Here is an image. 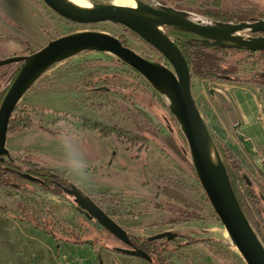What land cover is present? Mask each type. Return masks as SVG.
<instances>
[{
    "label": "rangeland",
    "instance_id": "rangeland-1",
    "mask_svg": "<svg viewBox=\"0 0 264 264\" xmlns=\"http://www.w3.org/2000/svg\"><path fill=\"white\" fill-rule=\"evenodd\" d=\"M141 1L161 9L170 7L177 10L178 5L188 9L207 6L230 16L246 13L253 20L264 19V0ZM179 12L204 24L219 23L210 17ZM162 29L168 31L164 27ZM81 31L109 33L125 40L127 46L143 57L170 65L156 48L120 24L75 23L58 15L43 0H0V60L32 55L52 39ZM240 34L247 37L251 32L245 30ZM227 61L235 67L237 74L258 81L239 84L253 90L264 119V84L259 85L263 81L264 54L234 51ZM18 66L19 62L0 65V93ZM192 87L214 136L226 143L245 166L242 176L248 175L252 185L244 178L245 184L260 191L258 185L264 186V176L244 150L232 127L239 119L231 96L235 90L233 83L192 74ZM211 87L216 89L213 95ZM16 108L25 109L37 122L41 121L62 133L58 137L50 132L30 129L8 135L11 156L16 158L17 167L26 168L24 172L31 165L65 171L68 151L79 150L88 165L87 182L81 184L69 176L76 185L96 194L103 209L127 231L144 237L178 232L186 240L208 239L195 242L181 252L170 251L167 255L172 262L247 264L201 184L189 144L171 112L169 99L116 55L83 51L57 62L37 79ZM223 109L227 111L230 122ZM56 120H62V123H55ZM96 123L106 130L121 127L131 132L132 137L141 135L145 137L144 143H131L127 149V144L119 142L115 134L101 137L93 129ZM240 129L250 136L258 133L259 128L242 125ZM14 182L13 186H0V262L10 259L14 248V260L19 264H34L31 261L46 255L45 251L47 255L54 254L62 264H99L97 254L103 264H149L140 257L114 251V247H123L122 242L80 211L74 197L57 195L26 178L17 177ZM161 187H167L186 204L198 208L206 219L192 218L170 224L169 221L176 217L177 212L184 210L186 204L160 194ZM19 202H25L51 233L22 221ZM158 204L162 208H158ZM252 219L256 221L254 217ZM60 237L94 242L75 244ZM57 243L62 251H58Z\"/></svg>",
    "mask_w": 264,
    "mask_h": 264
},
{
    "label": "water",
    "instance_id": "water-1",
    "mask_svg": "<svg viewBox=\"0 0 264 264\" xmlns=\"http://www.w3.org/2000/svg\"><path fill=\"white\" fill-rule=\"evenodd\" d=\"M61 17L79 24L113 22L136 33L156 48L170 65L153 62L134 49L124 45L120 38L101 31H81L52 39L46 46L32 55H21L0 60V65L23 62L0 106V159L11 157L7 146L10 119L23 96L37 79L52 65L66 60L83 51L110 52L123 60L129 67L143 75L153 88L164 94L170 101L172 114L181 125L191 151L192 159L201 184L220 221L236 245L247 264H264V244L245 214L232 186L227 168L222 163L215 144L192 90V72L189 64L175 40L162 28L173 26L195 33L223 44L246 48L251 51H264V36L244 37L240 33L264 32V19L252 22L204 24L195 21L174 8L164 9L136 0V7L120 6L115 3L92 2L94 8L75 6L68 0H43ZM210 88V93H215ZM242 120L232 124L248 156L255 162L264 176V160L252 138L239 130ZM214 157L217 163L214 161ZM29 180H37L29 173L22 174ZM245 180L252 185L250 177ZM74 197L77 207L88 218L96 220L103 228L131 248H118L127 255L150 260V255L133 246L126 228L112 218L93 198L84 193L78 185L65 188ZM167 235L159 233L151 236L160 239ZM93 240H86L93 244Z\"/></svg>",
    "mask_w": 264,
    "mask_h": 264
},
{
    "label": "trees",
    "instance_id": "trees-1",
    "mask_svg": "<svg viewBox=\"0 0 264 264\" xmlns=\"http://www.w3.org/2000/svg\"><path fill=\"white\" fill-rule=\"evenodd\" d=\"M160 3L164 4L163 2ZM176 9L179 11L190 12L195 15H199L203 17H210L213 18L212 20H214L215 22L240 23V22H250L253 20L252 17L248 16L246 13H239L236 14V16H230L227 13H223V12L219 13L218 10H215L214 8H209L207 6L201 8H195V9L194 8L188 9V7L184 5H178L176 6ZM164 28L168 30L165 32L174 38L176 44L182 50L193 75L208 80L223 81L233 84L258 83V81L253 79V77H249V76L245 77L237 74L235 67L230 65L227 60L229 55L234 51L247 52L248 54H255L257 52L264 54V51L255 52L248 50L246 48L223 45V44H215L213 41L209 39L201 37L195 33L188 32L181 28H177L173 26H165ZM125 29L128 30L131 34L138 36L136 33L132 32L131 30L127 28ZM121 41L123 42L124 45H126L125 40L121 39ZM34 53L35 52H32L31 54ZM149 60L153 62H157L152 59ZM22 65L23 62H19V66L15 71L13 77L11 78L10 82L1 91L0 105L8 89L10 88L13 80L18 75ZM260 84L263 85L264 81H261L259 85ZM140 113L146 116L143 112L140 111ZM176 121L178 122L177 119ZM87 122L88 121H86V123ZM55 123H62V120H56ZM208 128L212 135L217 153L222 163L227 168L232 186L238 197V200L245 214L250 220L252 226L254 227L255 231L257 232L258 236L260 237V239L264 244V186L262 184H259L258 187L260 186L259 187L260 191H257L254 190L253 188L248 187L245 184L244 178L242 176V172L245 170V166L226 143L219 141L214 136L213 131L209 125ZM30 129H39L44 132H50L51 134L58 137L62 136L61 132L51 129L48 126H45L41 121L37 122L33 117V115L27 112L25 109L20 110L16 108L10 119L8 135H16L21 131H26ZM93 129L97 131L101 135V137H107L110 134H115L117 140L123 144H127V146H132L131 143L134 142L136 143L140 142L143 144L145 139V137L141 135L132 137L131 132L125 131L123 128L118 126H115L112 130H106V128H103L100 126V124L96 123L93 125ZM24 169L26 168L17 167L16 158H13L12 156L10 157L9 160L0 159V186H7V187L13 186V183H15L14 182L15 178L17 177L24 178L22 175ZM26 172L31 174L33 177L37 178V180H33V182L40 183L46 190L52 191L57 195H65V196L73 197L72 195L65 192V188H71L74 185H76L66 171H57L55 169L44 168L39 165H31L29 166ZM84 193L91 196L93 200L100 205V200L98 199L96 194L89 193L86 189L84 190ZM159 193L166 195L171 199L174 200L176 199L181 203H185V201L181 197H179L176 193L169 191L167 187H161ZM74 203L77 206L75 200ZM156 206L158 208H162V206L159 204ZM18 208L22 213V215L20 216L22 221L25 220L29 223L36 225L38 228H42L48 233H51L46 228H44V224L40 223L39 218H37L32 214V212L30 211V207L25 202H19ZM252 217L255 218L256 220L255 222L253 221ZM192 218L201 221H204L206 219L205 216L200 212V210H198V208L191 206L187 203L185 205V209L177 212L176 217H173L169 221V223L177 224L180 221H188ZM128 237L132 244H134L138 248L143 249L150 255L151 259L149 260V264H174L167 255L170 251L180 252L187 245L199 241L208 240L207 238H198V239H191L190 241L178 243L175 240L169 241L164 238L152 239L151 236L148 237L138 236L136 233L130 231H128ZM62 239H66L67 241H72L75 244L86 243V240L85 241L83 240L80 241L79 239L71 240L69 238H62ZM123 246L126 245L123 244ZM57 249L58 251L60 249L59 243H57ZM113 250L119 252L118 247H114ZM97 260L100 264H103V261L99 254H97Z\"/></svg>",
    "mask_w": 264,
    "mask_h": 264
},
{
    "label": "crops",
    "instance_id": "crops-1",
    "mask_svg": "<svg viewBox=\"0 0 264 264\" xmlns=\"http://www.w3.org/2000/svg\"><path fill=\"white\" fill-rule=\"evenodd\" d=\"M233 86L235 87V90H234V94H231V96L233 97V101H234L233 103L235 105V109L237 110L236 114L238 115L239 119L242 120L241 126L242 125H245L246 127L258 126V128H259L258 133H255L254 135H250V136L247 135L246 133L245 134L247 137L252 138L254 140L256 148L258 149V151L260 152V154L262 155V158L264 160V119L261 116L262 113H261L260 103H259L255 93L253 92V90H250V89H248V88H246L240 84H233ZM192 90H193V87H192ZM193 94H194V92H193ZM247 95H250L251 101ZM252 102H253V104H251ZM249 103L251 104V106ZM199 108H200V106H199ZM200 110L202 112V115L204 116V119H205L207 125H209V122L206 119L201 108H200ZM223 112L230 122V118L228 117L227 111L225 109H223ZM239 130L241 132H243L240 128H239ZM8 141H9V138H8ZM7 146H8V142H7ZM78 247H80V246H78ZM55 250H56V247H55ZM14 251L15 250L13 248L12 249V257L10 259L7 258V260L1 261L0 264H15L16 261L14 260V258H15L14 257L15 256ZM60 251H62V248H60ZM45 254L47 255L46 251H45ZM46 255H44L42 257H37L38 260L31 261V262L34 264H62L61 262H58L55 259L54 254L53 255L50 254L47 256ZM64 256L65 255L62 254L63 258H64ZM44 257H45V259L43 261ZM21 263H24V261ZM16 264H19V263H16ZM66 264H68V262H66Z\"/></svg>",
    "mask_w": 264,
    "mask_h": 264
},
{
    "label": "clouds",
    "instance_id": "clouds-1",
    "mask_svg": "<svg viewBox=\"0 0 264 264\" xmlns=\"http://www.w3.org/2000/svg\"><path fill=\"white\" fill-rule=\"evenodd\" d=\"M67 145L65 148L67 150ZM87 168L86 159L84 154L76 149L68 151V166L65 171L75 180L81 184L87 182Z\"/></svg>",
    "mask_w": 264,
    "mask_h": 264
},
{
    "label": "bare ground",
    "instance_id": "bare-ground-1",
    "mask_svg": "<svg viewBox=\"0 0 264 264\" xmlns=\"http://www.w3.org/2000/svg\"><path fill=\"white\" fill-rule=\"evenodd\" d=\"M68 1L78 7L88 8V9L94 8V5L90 0H68ZM105 1L115 3L120 6H127L132 8L136 7V0H105ZM214 161L217 163L215 157H214Z\"/></svg>",
    "mask_w": 264,
    "mask_h": 264
},
{
    "label": "flooded vegetation",
    "instance_id": "flooded-vegetation-1",
    "mask_svg": "<svg viewBox=\"0 0 264 264\" xmlns=\"http://www.w3.org/2000/svg\"><path fill=\"white\" fill-rule=\"evenodd\" d=\"M95 3H98L97 1H94ZM252 21H255V20H252ZM252 21H250V22H252ZM249 31V30H248ZM251 32V31H250ZM248 36H264V32H259V33H252L251 32V34L250 35H248ZM247 36V37H248ZM261 77L263 78V81H264V73H262L261 74ZM125 148H130V146H125ZM114 156L116 155V152L113 154ZM23 173H28V172H23ZM71 178V177H70ZM27 179V178H26ZM76 184V183H75ZM80 188H82L83 190H85V188H83V187H81V186H79ZM168 233H170V234H172L173 235V238L171 239V240H175V241H177L178 243H181V242H186V241H190V240H186L185 239V236L183 235V234H180V233H178V232H168ZM180 237H183L182 239H180V240H177L178 238H180ZM162 238H164V239H167V240H169L168 238H167V235L166 236H164V237H162ZM161 239V238H160ZM171 240H169V241H171ZM121 241V240H120ZM122 242V241H121ZM123 244H125L124 242H122ZM126 245V244H125ZM190 245H192V244H190ZM190 245H187L186 247H188V246H190ZM133 246H135L134 244H133ZM131 248V246H128V245H126V246H123V248ZM185 247V248H186ZM118 248H122V247H118ZM141 249V248H140ZM181 252V251H180ZM121 253V252H120ZM124 254V253H123ZM143 259V258H142ZM144 260H146V259H144ZM148 263H149V260H146ZM174 263V262H173ZM100 264V263H99ZM175 264V263H174Z\"/></svg>",
    "mask_w": 264,
    "mask_h": 264
}]
</instances>
